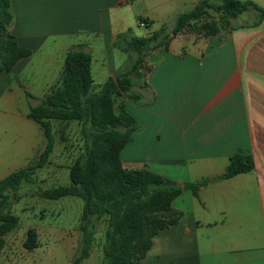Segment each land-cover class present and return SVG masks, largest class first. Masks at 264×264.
I'll return each mask as SVG.
<instances>
[{
  "label": "crops",
  "instance_id": "0c3cea01",
  "mask_svg": "<svg viewBox=\"0 0 264 264\" xmlns=\"http://www.w3.org/2000/svg\"><path fill=\"white\" fill-rule=\"evenodd\" d=\"M200 1L11 0V33L32 55L12 71H0V180L43 151L46 138L28 117L30 103L61 85L70 49L84 44L93 59L100 54L97 62L107 66L109 77L122 68L113 43L122 32L135 33V18L151 31L163 24L170 31ZM242 1L264 10V0ZM259 18L251 7L234 21L244 27L211 36L186 29L168 47L147 52L143 75L135 76L140 98L127 97L125 107L140 126L122 151L123 163L149 168L165 185L183 188L173 201L182 216L153 237L141 264H264V17L254 25ZM50 41L53 50L62 49V60L45 51ZM38 54L42 67L34 65ZM243 148L253 153L255 168L219 179L230 156ZM203 178L210 180L194 194L187 183Z\"/></svg>",
  "mask_w": 264,
  "mask_h": 264
},
{
  "label": "trees",
  "instance_id": "16d2710c",
  "mask_svg": "<svg viewBox=\"0 0 264 264\" xmlns=\"http://www.w3.org/2000/svg\"><path fill=\"white\" fill-rule=\"evenodd\" d=\"M11 5V0H0V71L7 72L12 71L20 59L32 55V50L20 46L10 32L13 21ZM251 7L260 12V18L254 23L257 25L263 20L264 10L252 1L201 0L193 10L180 14L170 31L163 24L148 35L140 36L131 30L120 33L113 47L129 54L130 67L109 76L99 91L94 86L92 54L84 44L71 49L65 56L61 85L37 104L30 103L28 117L39 124L47 140L43 151L36 162L0 180V250L5 245V236L19 222L18 216L12 212L13 199H17L23 183H37L38 169L51 162L55 146L51 120L78 121L82 124L84 153L70 167L71 183L48 188L41 194L50 199L72 196L83 201V246L76 264H82L89 257L94 220L106 216L111 230L104 251L110 264H141L152 246L153 237L176 224L182 216V212L173 209V201L183 188L165 185L164 177L149 168H127L124 165L122 151L140 125L120 99L131 89L130 76L142 77L147 52L168 47L170 41L186 29L211 36L244 27L234 21ZM209 9L218 13L219 18L198 26ZM143 20L147 22V18ZM224 37L221 34L220 41ZM26 94L28 98H37L29 91ZM132 97L140 98L137 94ZM254 168L253 153L249 149H239L230 156L229 164L218 178L227 179ZM209 180L203 178L189 182L187 187L198 194ZM24 246L29 250L38 247L35 228L28 229Z\"/></svg>",
  "mask_w": 264,
  "mask_h": 264
},
{
  "label": "rangeland",
  "instance_id": "374dc122",
  "mask_svg": "<svg viewBox=\"0 0 264 264\" xmlns=\"http://www.w3.org/2000/svg\"><path fill=\"white\" fill-rule=\"evenodd\" d=\"M212 12L215 11L212 10ZM213 13H208L197 23L198 26L211 22ZM214 14L217 16L216 13ZM131 25H133L137 35H148L152 32L151 28L140 26L136 18ZM51 44L53 41L47 44L45 51L50 49L49 54L54 51L55 55L58 54V60H62V49L55 47L56 49L53 50ZM111 52L113 51L111 50ZM43 55L46 56V52ZM114 56L117 58V62L122 65L120 71L123 72L130 67L129 54L116 50ZM41 57L42 54L34 57L36 67L43 66L38 64ZM98 58L101 59L102 56L100 54L95 55L92 64L94 86L97 91L101 89L99 85L103 84L108 77L107 66L102 67L97 62L100 60ZM56 63L52 64L51 67L56 69ZM53 75L56 80L57 73L53 72ZM130 80L131 89L122 99L119 98L124 103L127 97L131 98L136 95L138 84L136 77L131 75ZM57 87L55 85L52 89ZM35 89L40 92L42 86L37 85ZM52 89L49 88L48 92ZM31 103L36 104L37 101L33 100ZM51 122L55 137L54 150L50 156L51 162L46 167L38 169L37 183H23L18 191L17 199H13L12 212L18 216L19 222L17 227L5 236V245L0 250V264H76V260L81 254L83 246L81 228L83 201L72 196L50 199L42 195L41 192L48 188L71 183L70 167L84 153L82 124L78 121L51 120ZM38 128L40 130L39 125ZM29 228H35L38 231V247L33 250L24 246ZM92 230L94 233L92 248L89 257L84 259L82 264H110L104 251L108 244V232L111 230L108 217L94 220Z\"/></svg>",
  "mask_w": 264,
  "mask_h": 264
}]
</instances>
